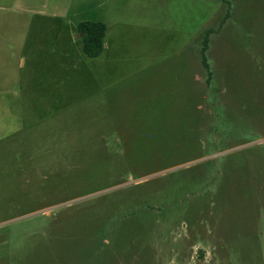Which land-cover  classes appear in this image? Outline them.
<instances>
[{"label":"rangeland","instance_id":"obj_1","mask_svg":"<svg viewBox=\"0 0 264 264\" xmlns=\"http://www.w3.org/2000/svg\"><path fill=\"white\" fill-rule=\"evenodd\" d=\"M119 1L61 86L14 68L67 0H0V264H264V0Z\"/></svg>","mask_w":264,"mask_h":264},{"label":"crops","instance_id":"obj_2","mask_svg":"<svg viewBox=\"0 0 264 264\" xmlns=\"http://www.w3.org/2000/svg\"><path fill=\"white\" fill-rule=\"evenodd\" d=\"M67 2L68 8L66 10L52 9L49 13L33 14L34 19L39 22L34 26L33 45L29 49V54L25 56L21 53L20 59L17 60L14 70L18 73L25 71L29 65V72L39 76L42 82H45V79L58 78L62 82L61 86H64L74 69V65L78 69L79 62H86L84 59L87 57L82 50L81 37L77 33V26L80 23L100 22L107 26L104 54L108 49V34L113 28L125 27L130 21L127 14L122 16V4L119 0H112L113 13L109 15H105L103 10L106 0H81L82 3H75L80 8L73 6L72 10L69 7L72 0H67ZM190 38L192 37L189 36L188 42ZM4 57L1 56L0 60ZM5 60L8 61L7 58ZM184 61L183 71H185V64L186 61L189 62V59L185 57ZM0 89L4 90L5 87L1 86Z\"/></svg>","mask_w":264,"mask_h":264},{"label":"trees","instance_id":"obj_3","mask_svg":"<svg viewBox=\"0 0 264 264\" xmlns=\"http://www.w3.org/2000/svg\"><path fill=\"white\" fill-rule=\"evenodd\" d=\"M225 5L226 13L221 26L230 18V6L227 0H221ZM108 28L104 23L100 22H82L77 26V33L81 37V45L84 55L88 59L95 60L99 58L105 49V39ZM219 30L207 29L203 35L202 49L199 53L201 60V69L205 72L207 83L212 80V72L207 57L209 50L210 36L218 33ZM191 70V65L188 61L185 64V70Z\"/></svg>","mask_w":264,"mask_h":264}]
</instances>
